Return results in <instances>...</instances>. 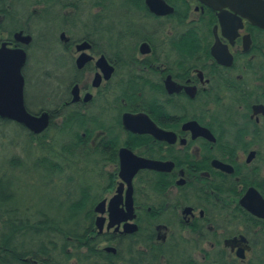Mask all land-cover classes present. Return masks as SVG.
<instances>
[{
    "label": "flooded vegetation",
    "instance_id": "1",
    "mask_svg": "<svg viewBox=\"0 0 264 264\" xmlns=\"http://www.w3.org/2000/svg\"><path fill=\"white\" fill-rule=\"evenodd\" d=\"M118 1L115 41L104 26L92 40L68 24L53 42L23 46L14 38L23 31L1 40L27 54L26 109L50 116L38 135L8 119L7 129L35 138L40 151L63 142L71 160L74 123L83 121L89 238H101L106 255L121 253L117 264H264V28L200 0H163L173 9L165 15L147 0ZM37 44L45 55L33 66ZM27 77L38 91L51 81L37 102ZM129 197L134 218L121 221ZM127 223L137 231L125 233Z\"/></svg>",
    "mask_w": 264,
    "mask_h": 264
},
{
    "label": "trees",
    "instance_id": "2",
    "mask_svg": "<svg viewBox=\"0 0 264 264\" xmlns=\"http://www.w3.org/2000/svg\"><path fill=\"white\" fill-rule=\"evenodd\" d=\"M88 1L0 0V43L6 37L12 39L13 34L18 31L32 35L33 44L38 43L39 38L41 42L52 40L50 36L54 32L53 39L57 40V31L67 30V24L68 31L72 29L79 33H88L92 40L102 39L104 33L101 26H104L110 34L107 39L115 41V32L114 36L112 34L117 24L116 13L120 7L119 1ZM88 4L91 8L100 11L94 15V11L88 9L89 11L85 13V5ZM69 10H73L74 14L65 15ZM103 12L107 14V22L104 21ZM56 22L58 25L60 22V25L56 26ZM39 23L48 36L34 34L32 27ZM28 80L27 77L26 90L29 96V89L36 81ZM72 125L73 123L66 121L64 126L66 130L59 128V133L66 135ZM74 125L78 132L75 138L76 150L71 160L68 159L67 148H62L64 143L60 142L55 149L54 146L42 149L45 154V157L41 158L42 161L35 158L32 162L31 151L28 148L25 150L28 159L13 157L12 161L20 163V166H17L20 171L18 176L10 171L9 162L6 163L7 167L0 177V264H71L72 261L76 264H117L119 262L121 253L116 256L106 255L104 250H99L98 244L102 242L101 238L99 242L89 238L91 228L85 208L87 156L85 140L81 135L85 125L81 119H78ZM7 127L8 122L0 119V132ZM61 153L65 155L62 159L59 158ZM56 157L60 160L59 165H55ZM41 169L45 171L48 180L44 183L53 185L57 191L56 202L50 205L53 206V214L19 202L24 177L28 176L32 181ZM77 179L79 182H76Z\"/></svg>",
    "mask_w": 264,
    "mask_h": 264
},
{
    "label": "water",
    "instance_id": "3",
    "mask_svg": "<svg viewBox=\"0 0 264 264\" xmlns=\"http://www.w3.org/2000/svg\"><path fill=\"white\" fill-rule=\"evenodd\" d=\"M204 4L212 7L215 10H224L229 8L235 12L240 17L249 20L256 26L264 28V0H200ZM149 8L156 14L165 15L173 12V9L166 5L163 0H147ZM165 10V12H164ZM15 41L23 46H28L33 41V37L24 32H18L14 36ZM62 39H65V34H62ZM89 47L88 44L80 46L79 49H84ZM217 57V55L215 54ZM27 62V54L22 48H8L6 43H3L0 47V119L12 120L21 125H24L28 130L34 134H41L44 132L50 121V116L48 113H43L41 116L32 115L25 106L24 99V88L25 79L23 76V68ZM130 116H125V124L128 125V119ZM129 127V126H127ZM128 152V151H125ZM132 154V153H130ZM142 160V159H139ZM124 162V161H123ZM146 162V163H145ZM144 166H149L152 164L149 161H145ZM124 171V167H123ZM124 175V174H123ZM132 176L129 177L131 179ZM127 179L126 177H124ZM130 196V191H129ZM115 199L112 200L110 205L111 217L118 218L119 213L115 206ZM102 204L99 205L97 211H101ZM129 206V207H128ZM127 208L129 215L123 216L121 221L133 219L134 216L131 215L133 212L132 199L129 197ZM118 213V214H117ZM116 216V217H115ZM128 218V219H127ZM116 225L118 227L115 229L116 232L119 230V222H112L109 228H113ZM97 228L99 231L103 230V224L97 223ZM137 231V226L130 223L125 224L124 232L133 233ZM107 251L114 252L115 249L107 248Z\"/></svg>",
    "mask_w": 264,
    "mask_h": 264
},
{
    "label": "rangeland",
    "instance_id": "4",
    "mask_svg": "<svg viewBox=\"0 0 264 264\" xmlns=\"http://www.w3.org/2000/svg\"><path fill=\"white\" fill-rule=\"evenodd\" d=\"M88 2H91V0H89ZM88 9H92L93 11H96L94 8L90 7V4L85 5V10H84L85 13L89 11ZM59 25L58 22H56V26ZM32 29L34 31V34L37 36H40L41 34H45L44 27L42 26L41 23L35 24L32 27ZM55 31H57L56 27H55ZM54 35L55 32L52 34V36H50L52 37V40H50L51 42L54 41L53 39ZM40 40L41 39L39 38V42H41ZM33 50H34V55L32 56V64L33 66H37L40 56L41 55L44 56L45 54L40 53V48L38 44L35 45ZM41 83H43V88L40 89L39 91L37 84H35L32 88L29 89V103H31L32 101L37 102L36 100L37 98H39V96H41V92L43 91V94H45L51 88L50 85L51 81H44ZM12 129L13 131H11V129L8 128V129H4L3 132H0V177L2 174H4L3 171L5 170L4 168L7 167L6 165L7 162H9L10 171L14 174H17V176L20 175V171L18 170L17 167L20 166V163L17 161H12V159L13 157L25 158V156L23 155V151L25 150V148H28L31 151L32 162L35 161L36 157H38V152L42 151V150L40 151L39 149L40 147L38 146L37 144L38 142L36 141L35 138L28 137V135H25V133L22 130L19 131L16 127H13ZM52 135L53 132L49 134V136ZM58 136L60 139L64 138V135H58ZM12 169L16 171H13ZM35 177L36 178H34L32 181L28 178V176H26V178L24 177V180L22 181L23 183L21 190L22 194L21 197H19V202L25 205L34 206L35 209L41 208V210L45 212L49 211L51 214H53V206L51 207L50 205L56 202L57 191L54 189L53 185L50 184L47 185L44 183V182H48V180L45 176V171L43 169L38 171L35 174ZM76 182H79V180ZM60 188L63 189L62 186H60ZM75 192L76 190L74 191V193ZM71 264H76V262L72 261Z\"/></svg>",
    "mask_w": 264,
    "mask_h": 264
}]
</instances>
